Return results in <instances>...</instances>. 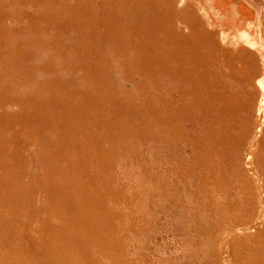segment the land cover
Segmentation results:
<instances>
[{"label": "rangeland", "instance_id": "1", "mask_svg": "<svg viewBox=\"0 0 264 264\" xmlns=\"http://www.w3.org/2000/svg\"><path fill=\"white\" fill-rule=\"evenodd\" d=\"M200 1L222 12L213 19L217 30H247L264 46V19L256 22L247 3ZM42 15L33 17L41 22L37 28L16 18L5 21L10 31L0 28V264H264L260 177L245 159L253 133L256 139L264 138V91L257 79L249 86L238 72L213 65L206 76L215 80L217 96L208 104L211 96L198 91L199 84L191 88L162 75L156 59L151 58L143 73L126 54L123 59L115 54L104 39L96 38L81 49L79 23L74 20L68 24V18H60L63 23L56 31L57 25H48ZM85 51L89 55L82 56ZM262 65L258 79L264 74ZM194 71L187 73L197 79L201 70ZM46 119L59 128L46 130L41 126ZM54 144L62 146L55 151L62 159L50 156L54 167L39 168V154ZM64 159L77 162L78 169L65 172ZM57 164L59 169L63 164V173ZM79 165L84 166L79 170ZM44 175L47 190L55 195L52 205L37 190L36 181L45 182ZM235 236L243 239L236 255Z\"/></svg>", "mask_w": 264, "mask_h": 264}, {"label": "bare ground", "instance_id": "2", "mask_svg": "<svg viewBox=\"0 0 264 264\" xmlns=\"http://www.w3.org/2000/svg\"><path fill=\"white\" fill-rule=\"evenodd\" d=\"M248 4L250 8H252L255 12V21L260 23L264 19V2L262 0H241ZM236 10V8L232 7ZM221 11L219 9H209L202 1L200 0H0V28L4 27L9 30L7 26H5V21L7 19H24L25 22H29V26L35 25L37 28L39 24L33 17L36 14H43V19L54 26L57 25L56 28H59L61 26L60 18L66 17L67 23L68 20L72 19L74 20V23H79V37L80 42L77 40L81 45V49H86L87 45H89L92 41H94L96 38H101L106 41V44L110 47V49L117 54L118 56H121L122 59L124 58L123 54H126L128 57L131 58V60H134L132 64L135 63L134 67L139 69L138 71H141L144 73V68L148 69L151 64L152 60L156 59L158 63V70L160 69V72L164 76H169L172 80H181L185 83H188L190 87L192 88V85L199 84L198 91L201 93L209 94L211 97L207 99V103L211 104L213 103L214 97L217 96V94L214 92L215 90V80H207L206 74H209L211 72V67L215 64H221L223 67H226L228 72H238L240 76L243 77V79L248 83L249 86H252L254 83V79H257V84L261 91H264V74L262 78L258 79L256 78L259 72L260 63H263L262 66H264V50L262 45L256 44L257 39L254 35H252L247 30H240L238 32H226L225 28H216V24L214 23V16H219ZM41 19V18H40ZM72 20L69 21V23L72 24ZM44 21V20H40ZM9 22V21H8ZM21 22V21H20ZM24 22V21H23ZM68 23V24H69ZM10 24V23H9ZM8 24V25H9ZM24 24V23H23ZM45 24V25H47ZM22 25V23H21ZM43 25V23H42ZM75 25V24H74ZM13 26V25H11ZM44 26V25H43ZM53 26V27H54ZM64 26V25H63ZM67 26V24H66ZM69 26V25H68ZM209 26H212V29L209 30ZM222 27V26H221ZM20 28V27H19ZM49 28V27H47ZM75 28V27H74ZM223 28V27H222ZM258 28V26H257ZM12 29V28H11ZM32 29V28H31ZM29 28V30H31ZM45 29V28H43ZM51 29V28H49ZM61 29V27H60ZM69 29V28H68ZM19 30V29H18ZM35 30V29H33ZM48 30V29H47ZM64 30V29H63ZM65 30H67L65 28ZM64 30V31H65ZM71 30V29H69ZM260 30V29H259ZM4 31V30H3ZM10 31V30H9ZM24 31V30H23ZM32 31V30H31ZM41 31V29H40ZM57 31V29H56ZM105 32L109 33V36H111V39L109 37H106L104 34ZM258 31V30H257ZM15 32V30H14ZM26 32V30H25ZM34 32V31H33ZM42 32V31H41ZM21 33V32H20ZM23 33V32H22ZM70 33V32H69ZM6 34V33H5ZM11 34V33H10ZM57 34V32H56ZM66 34V33H65ZM75 34V33H74ZM17 35V34H16ZM19 35V34H18ZM21 35V34H20ZM25 35V34H22ZM29 35V34H28ZM40 35V34H39ZM38 35V36H39ZM46 35V34H45ZM44 35V36H45ZM68 35V34H67ZM1 36V35H0ZM6 36V35H5ZM15 36V35H14ZM27 36V35H26ZM32 36V35H31ZM37 36V37H38ZM73 36V35H72ZM260 36V35H259ZM35 37V38H37ZM51 37V36H50ZM55 37V36H54ZM74 37V36H73ZM7 38V37H6ZM13 38V37H12ZM16 38V37H15ZM28 38V36H27ZM43 38V37H42ZM52 38V37H51ZM50 38V39H51ZM68 38V37H67ZM136 38L137 43L133 44L131 43V39ZM3 39V38H2ZM1 39V41H2ZM44 39V38H43ZM49 39V38H47ZM53 39V38H52ZM97 39V40H98ZM132 39V40H133ZM11 40V39H10ZM16 40V39H15ZM21 40V39H20ZM30 40V39H29ZM32 40V39H31ZM36 40V39H35ZM55 40V39H54ZM62 40V39H61ZM69 40V39H68ZM103 40V41H104ZM6 41V39H5ZM19 41V40H18ZM28 41V39H27ZM56 41V40H55ZM59 41V40H58ZM8 42V41H7ZM41 42V41H40ZM52 42V41H51ZM57 42V41H56ZM99 42V41H98ZM97 42V43H98ZM3 43V42H2ZM1 43V44H2ZM20 43V41L18 42ZM25 43V42H24ZM60 43V42H59ZM5 44V42H4ZM3 44V46H4ZM17 44V43H16ZM32 44L35 45L32 41ZM52 44H55L52 42ZM74 44H76L74 42ZM99 44V43H98ZM97 44V45H98ZM9 45V44H7ZM20 45V44H19ZM18 45V46H19ZM31 45V43H30ZM29 45V46H30ZM47 45V44H45ZM49 45V44H48ZM58 45V44H57ZM96 45V46H97ZM101 45V43H100ZM103 45V46H107ZM169 48L168 51H164V49H161V46H164ZM180 46L184 47V52H181ZM14 46V44H13ZM52 46V45H51ZM54 46V45H53ZM62 46V45H61ZM16 47V46H15ZM33 47V46H31ZM30 47V48H31ZM37 47V46H36ZM58 47V46H57ZM55 46V48H57ZM60 47V45H59ZM70 47V46H69ZM72 47V45H71ZM74 47V46H73ZM76 47V46H75ZM79 47V46H77ZM91 49V46H89ZM101 47V46H100ZM164 47V48H165ZM3 48V47H2ZM1 48V49H2ZM22 47H20L21 49ZM27 48V47H26ZM29 48V49H30ZM42 48V46L40 47ZM50 48V47H48ZM93 48V47H92ZM109 49L108 47H106ZM104 48V49H106ZM10 49V48H9ZM16 49V48H15ZM36 50L38 48H35ZM60 49V48H59ZM63 49V48H61ZM69 49V48H68ZM103 49V48H102ZM3 50V49H2ZM18 50V48H17ZM32 50V48H31ZM34 50V49H33ZM32 50V51H33ZM51 50V49H50ZM57 50V49H56ZM55 50V51H56ZM71 50V49H70ZM78 50V49H77ZM95 50V49H94ZM97 50V48H96ZM156 51V53H153V51ZM6 51V49H5ZM9 51V50H8ZM19 51H22L19 50ZM24 51V50H23ZM35 51V50H34ZM39 51V50H38ZM41 51V50H40ZM60 51V50H59ZM76 51V49H75ZM100 51H102L100 49ZM98 51V52H100ZM110 51V50H108ZM2 52V51H1ZM11 52V51H10ZM52 52V51H50ZM77 52V51H76ZM75 52V53H76ZM79 52V50H78ZM96 53V51H94ZM103 52V51H102ZM110 52V53H113ZM3 53V52H2ZM16 53V52H15ZM14 53V54H15ZM22 53V52H20ZM33 53V52H32ZM59 53V52H58ZM63 53V52H62ZM74 53V54H75ZM90 53V52H88ZM101 53V52H100ZM106 53V52H105ZM108 53V52H107ZM6 54V53H5ZM13 54V53H12ZM13 54V55H14ZM35 54V52H34ZM49 56L50 53H48ZM53 54V53H52ZM82 56L87 54V51L81 52ZM97 54V53H96ZM99 54V53H98ZM97 54V55H98ZM109 54V53H108ZM24 55V54H23ZM31 55V54H30ZM56 55V53L54 54ZM60 55V54H59ZM58 55V56H59ZM67 55V54H66ZM89 55V54H87ZM92 55V54H91ZM110 55V54H109ZM20 56V54H19ZM10 57V56H9ZM25 57V56H24ZM104 57V56H103ZM120 57V58H121ZM10 58H13L12 56ZM16 58V57H15ZM22 58V57H21ZM49 57H47L48 59ZM51 58V57H50ZM53 58V57H52ZM55 58V57H54ZM53 58V59H54ZM75 58V57H74ZM80 58V57H79ZM83 58V57H82ZM89 58V57H88ZM153 58V59H151ZM26 59V58H25ZM52 59V60H53ZM59 59V58H58ZM85 59V58H84ZM83 59V61H84ZM12 60V59H11ZM17 60V59H16ZM15 60V61H16ZM57 60V58H56ZM82 60V59H81ZM115 60V59H114ZM121 60V59H120ZM127 60V58H126ZM24 61V59H23ZM22 61V63H24ZM50 61V60H49ZM116 61V60H115ZM122 61V60H121ZM173 61H176L179 65L176 67H170L168 63H172ZM7 62V61H6ZM26 62V61H25ZM61 62V61H60ZM63 62V61H62ZM120 62V61H119ZM17 63V61H16ZM48 63V62H47ZM55 63V62H54ZM52 63V64H54ZM66 63V62H65ZM118 62H116L117 64ZM121 63V62H120ZM131 63V62H129ZM15 65V63H13ZM12 64V65H13ZM20 64V63H19ZM62 64V63H61ZM80 64V63H79ZM21 65V64H20ZM26 65V64H24ZM22 65V66H24ZM64 65V64H63ZM102 65V63H101ZM118 65V64H117ZM121 65V64H120ZM119 65V66H120ZM186 65L187 72L193 71L195 74V69L201 70V75H196L197 79L194 77V75L187 73L185 68L183 66ZM18 66V65H17ZM52 66V65H51ZM82 66V65H81ZM156 66V65H155ZM11 67V66H9ZM28 67V66H27ZM39 67V66H37ZM41 67V66H40ZM43 67V66H42ZM45 67V66H44ZM43 67V68H44ZM49 67V66H48ZM47 67V68H48ZM87 67V66H86ZM121 67V66H120ZM154 67V64H153ZM180 67L184 68V70H181ZM19 68V67H18ZM22 68V67H20ZM24 68V67H23ZM31 69V67H28V69ZM36 68V66H35ZM68 68V67H67ZM124 68L125 67H121ZM155 68V67H154ZM29 69V70H30ZM37 69V68H36ZM46 69V68H44ZM54 68L52 67V70ZM86 69V68H85ZM26 70V69H25ZM84 70V69H83ZM151 70V69H150ZM5 69L3 70V72ZM38 71V70H37ZM40 71V70H39ZM43 71V70H42ZM41 71V73H42ZM50 70H48L49 72ZM55 71V70H54ZM119 71V70H118ZM126 71V70H125ZM130 71V70H129ZM133 71V70H132ZM136 71V70H135ZM134 71V72H135ZM148 71V70H147ZM157 71V70H156ZM35 72V70H34ZM44 72V71H43ZM131 72V71H130ZM149 72V71H148ZM5 73V72H4ZM30 73V72H29ZM46 73V72H45ZM85 73V72H84ZM89 73V72H88ZM92 73V70H91ZM24 72L22 73V75ZM36 74V73H35ZM197 74V73H196ZM239 74H237L239 76ZM31 75V74H30ZM29 75V76H30ZM86 75V74H85ZM128 75V74H127ZM26 77V76H25ZM24 77V78H25ZM49 77V76H48ZM52 77V76H51ZM124 77V76H123ZM27 78V77H26ZM31 78V77H30ZM91 78V77H90ZM50 79V78H49ZM89 79V78H88ZM162 79V78H161ZM26 80V79H25ZM57 80V79H55ZM32 81V80H31ZM43 81V80H42ZM89 81V80H88ZM61 82V81H60ZM57 82V83H60ZM26 83V82H25ZM40 84L42 82H39ZM53 83V82H52ZM55 83V81H54ZM53 83V84H54ZM55 83V84H57ZM29 84V82H28ZM31 84V83H30ZM43 84V83H42ZM41 84V85H42ZM26 85V84H25ZM44 85V84H43ZM60 85V84H59ZM187 85V84H186ZM67 86V85H66ZM60 86H58L59 88ZM161 87V86H160ZM38 88V87H37ZM46 88V86H45ZM52 88V87H51ZM57 88V87H56ZM65 88V87H64ZM68 88V87H67ZM163 88V87H162ZM180 88V87H179ZM190 88V89H191ZM29 89V88H28ZM39 89V88H38ZM54 89V88H53ZM43 90V89H42ZM48 90V89H46ZM63 90V89H62ZM257 90V89H256ZM41 91V89L39 90ZM44 91V90H43ZM42 91V92H43ZM191 91V90H190ZM193 91V89H192ZM191 91V93H192ZM38 92V91H36ZM50 92V90L48 91ZM184 92V91H183ZM195 92V91H193ZM52 93V92H51ZM62 92H60L61 94ZM190 93V92H189ZM41 95V93H39ZM199 94V93H198ZM49 95V94H48ZM55 95V94H54ZM53 95V96H54ZM57 95V94H56ZM68 95V93H67ZM200 95V94H199ZM202 95V94H201ZM36 96V95H35ZM52 96V98H53ZM75 96V95H74ZM193 96V95H192ZM204 96V97H205ZM43 97V96H42ZM66 97V95L64 96ZM63 97V98H64ZM258 97V96H257ZM44 98V97H43ZM51 98V96L49 97ZM56 98V97H55ZM60 98V96H59ZM58 98V99H59ZM179 98V97H178ZM32 99V98H31ZM41 99V98H40ZM46 99V98H45ZM54 99V98H53ZM20 100V99H19ZM34 100V99H33ZM50 100V99H49ZM47 100L46 102L48 103ZM11 101V100H10ZM18 101V100H17ZM25 101V100H24ZM61 101V100H60ZM168 101V100H167ZM6 102V101H5ZM9 102V101H8ZM20 102V101H19ZM31 102V101H30ZM29 102V103H30ZM44 102V101H43ZM46 102H44L46 104ZM52 102V101H51ZM54 102V101H53ZM52 102V103H53ZM58 102V101H56ZM258 102V101H257ZM16 103V102H14ZM13 103V104H14ZM25 103V102H23ZM33 103V102H32ZM192 103V102H191ZM5 104V103H4ZM8 104V103H7ZM20 104V103H19ZM34 104V103H33ZM41 104V103H40ZM62 105L61 103H59ZM1 105V104H0ZM10 105V104H8ZM16 105V104H15ZM39 105V104H38ZM53 105V104H52ZM78 105V104H77ZM6 106V105H5ZM25 106V105H23ZM33 106V105H32ZM40 106V105H39ZM47 106V105H46ZM44 106V108L46 107ZM50 106V105H49ZM54 106V105H53ZM66 106V105H65ZM262 108L264 109V99L262 102ZM8 107V106H7ZM20 107V106H19ZM22 107V105H21ZM34 107V106H33ZM38 107V106H35ZM57 107V106H56ZM79 107V106H78ZM27 108V107H25ZM24 108V109H25ZM32 108V107H31ZM42 111V107H40ZM38 108V109H40ZM52 108V107H51ZM58 108V107H57ZM65 108V107H64ZM69 108V107H66ZM21 109V108H20ZM36 109V108H35ZM47 109V107L45 108ZM54 109V108H53ZM56 109V108H55ZM76 109V108H75ZM57 110V109H56ZM71 110V109H69ZM80 110V109H79ZM77 110V111H79ZM24 111V110H23ZM33 111V110H32ZM47 111V110H45ZM50 111V110H49ZM72 111V110H71ZM261 111V110H260ZM31 112V111H29ZM37 112V111H36ZM48 112V111H47ZM51 112V111H50ZM68 112V111H67ZM66 112V113H67ZM84 112L81 111V113ZM61 113V112H60ZM71 113V112H70ZM77 113V112H76ZM100 113V112H99ZM203 113V112H202ZM32 114H35L34 112ZM43 114V113H42ZM46 114V113H45ZM52 114V113H50ZM69 114V113H68ZM67 114V115H68ZM74 114V112L72 113ZM261 113H259L260 116ZM41 115V114H40ZM39 115V116H40ZM79 115V114H77ZM81 115V114H80ZM83 115V114H82ZM82 115L80 118H82ZM102 115V113L100 114ZM16 116L17 115H14ZM19 116V115H18ZM27 116V115H26ZM34 116V115H33ZM44 116V114H43ZM74 116V115H73ZM30 117V116H29ZM37 117V116H36ZM50 117V116H49ZM76 117V116H74ZM79 117V116H78ZM160 117V116H159ZM19 118V117H18ZM34 118V117H33ZM42 118V117H41ZM52 118V117H51ZM65 118V117H64ZM63 118V120H64ZM70 118V117H69ZM73 118V117H71ZM79 118V119H80ZM105 118V117H104ZM214 118V117H213ZM259 118V117H258ZM17 119V118H16ZM28 119V118H27ZM37 119V118H36ZM43 119V118H42ZM76 119V118H74ZM200 119V118H199ZM203 119V118H201ZM69 120V119H68ZM65 120V121H68ZM160 120V119H159ZM3 121V120H2ZM18 121V120H17ZM51 121V120H50ZM49 121V122H50ZM74 121V120H73ZM119 121V120H118ZM200 121V120H199ZM1 122V121H0ZM10 122V121H9ZM35 122V121H34ZM114 122V121H113ZM260 122V121H259ZM3 123V122H2ZM19 123V122H18ZM38 123V122H37ZM61 123V122H60ZM67 124V122H65ZM64 123V124H65ZM83 123V122H82ZM263 123V122H262ZM33 124V122H32ZM39 124V123H38ZM53 124V125H52ZM65 124V126H66ZM69 124V122H68ZM101 125V124H100ZM118 125V124H117ZM41 126L44 128H51V126H54V121L48 123L47 119L44 121H41ZM64 126V127H65ZM70 126V125H69ZM261 126V125H260ZM258 127L257 130L261 131L262 127ZM33 127V125H32ZM39 127V125H38ZM71 127V126H70ZM40 128V127H39ZM59 128V127H56ZM146 128V127H145ZM36 129V128H34ZM31 130V131H34ZM38 129V128H37ZM46 129V128H45ZM252 129V128H251ZM42 131V129L40 128ZM48 130V129H46ZM44 131V130H43ZM51 131V130H50ZM264 131V130H263ZM36 130L34 131L35 134ZM52 132V131H51ZM85 132V131H84ZM257 133V132H256ZM256 133L252 142L249 146V149L247 152V157L245 159H248L249 164H253L254 174H257L260 178L258 185V190L260 191V206L261 209L259 211V218H263L264 220V138L259 139L257 137L256 139ZM86 134V133H84ZM260 134V133H259ZM37 135V134H36ZM89 135V134H88ZM212 135V134H211ZM59 136V135H58ZM98 136V135H97ZM259 136V135H258ZM48 137V136H46ZM65 137V135H64ZM68 137V136H67ZM214 137V135H213ZM42 138V137H41ZM56 139V138H55ZM67 139V138H66ZM65 139V141H67ZM34 140V139H33ZM36 140V139H35ZM38 140V139H37ZM42 140V139H41ZM47 140V139H46ZM49 141V140H48ZM47 141V142H48ZM60 141V140H59ZM41 143V141H39ZM45 142V141H44ZM54 142V141H53ZM33 143V141H32ZM38 143V142H36ZM58 143V142H57ZM65 143V142H64ZM48 144V143H47ZM99 145V144H98ZM97 145V146H98ZM48 146V145H46ZM80 146V145H79ZM78 146V147H79ZM58 147H62L60 145L54 144L48 150L43 153L39 154V168L47 166H52L53 159L50 158V156H53L54 159L59 160L62 159L57 158V154L55 151L59 150ZM42 148V147H40ZM79 149V148H78ZM39 150V149H38ZM60 150H62L60 148ZM84 151V150H83ZM60 153V151H59ZM63 153V152H62ZM245 153V152H244ZM61 155V154H60ZM94 155V154H93ZM246 155V153H245ZM36 157V159L38 158ZM65 157V156H64ZM67 157V156H66ZM91 157V156H90ZM52 159V160H50ZM82 159V158H81ZM55 160V161H56ZM85 161V159H83ZM32 161V160H31ZM35 161V160H34ZM37 161V160H36ZM35 161V162H36ZM62 161V160H61ZM34 162V163H35ZM50 162L49 164H47ZM94 162V161H93ZM61 163V162H60ZM65 163V159L64 162ZM86 163V162H85ZM37 164V163H36ZM30 165V162H29ZM58 165V164H57ZM60 165V164H59ZM57 166V170H61L63 173V164L60 166ZM84 166V165H83ZM82 165H79L80 168L83 167ZM32 167V166H31ZM36 168V167H34ZM33 168V171L35 170ZM32 169V168H30ZM70 169H78L77 162H71V163H65V172L69 171ZM42 170V169H41ZM47 170V169H46ZM252 170V169H251ZM31 171V170H30ZM48 171V170H47ZM43 172V171H42ZM52 172V171H51ZM47 173V172H45ZM57 171H56V178L57 177ZM61 173V174H62ZM84 173V172H83ZM31 174V173H30ZM33 174V173H32ZM36 174V173H35ZM34 174V175H35ZM50 176L52 175L49 172ZM54 175V174H53ZM45 176V175H44ZM100 176V175H99ZM33 177V176H32ZM55 177V175H54ZM43 178V177H42ZM60 178V177H59ZM34 179V178H33ZM39 180V178H38ZM44 180V178H43ZM36 181V180H35ZM47 175L45 176V182H38L37 183V190L42 192V195H44L45 201H47V204L50 203V205L54 204L55 202L52 201V197H54V192L52 190H47ZM2 182V181H1ZM3 184V182H2ZM20 184V183H19ZM81 184V183H80ZM84 184V183H82ZM32 188V187H31ZM87 188V187H85ZM257 188V187H256ZM77 189V188H76ZM85 191V190H84ZM87 191V190H86ZM99 191V190H98ZM35 192V191H34ZM37 193V192H36ZM65 193V192H64ZM84 193V192H83ZM94 193V192H93ZM62 194V193H60ZM67 194V193H66ZM85 194V193H84ZM89 194V193H87ZM83 195V194H82ZM92 195V193H91ZM87 196V195H86ZM98 196V195H97ZM82 197V196H81ZM94 197V196H93ZM83 198V197H82ZM85 198V197H84ZM89 198V197H87ZM92 199V197L90 198ZM85 200V199H84ZM44 201V199H43ZM87 201V200H86ZM44 203V202H43ZM46 203V202H45ZM86 203V202H85ZM88 203V202H87ZM84 204V203H83ZM93 204V203H92ZM46 205V204H45ZM87 205V204H86ZM90 205V204H89ZM45 206H43L44 208ZM84 207V206H83ZM78 208V207H77ZM79 209V208H78ZM86 209V208H85ZM88 209V207H87ZM40 210V209H39ZM47 210V208H46ZM84 210V209H83ZM51 213V211L49 210ZM85 221V220H84ZM45 222V221H44ZM73 225V223H71ZM74 226V225H73ZM75 227V226H74ZM244 229V228H243ZM251 231V230H250ZM243 232V231H242ZM248 232V231H247ZM55 232L54 234H56ZM64 234V233H63ZM80 234V233H79ZM264 234V233H263ZM261 235V234H260ZM263 236V235H262ZM52 237V236H51ZM55 237V236H54ZM59 237V236H58ZM264 237V236H263ZM73 238V237H72ZM37 240V239H36ZM85 240V239H84ZM43 242V241H42ZM52 243V242H51ZM65 243V242H64ZM37 245V243H35ZM41 244V243H39ZM68 244V243H67ZM233 248L235 252V255L238 254L239 250L243 247V239L235 236L233 239ZM35 246V245H34ZM74 246V245H73ZM46 247V246H45ZM78 247V246H77ZM227 247V246H226ZM38 248V247H37ZM40 248V247H39ZM47 248V247H46ZM65 248V247H64ZM36 249V248H35ZM42 249V248H41ZM57 249V248H56ZM55 249V250H56ZM37 250V249H36ZM35 250V251H36ZM60 250V249H59ZM68 250V249H67ZM229 250V249H228ZM227 250V251H228ZM238 250V252H237ZM49 251V250H48ZM47 251V252H48ZM54 251V250H53ZM40 252V251H37ZM43 252V250H42ZM86 252V251H85ZM46 253V252H45ZM52 253V252H51ZM54 253V252H53ZM56 253V252H55ZM59 253V252H58ZM67 253V252H66ZM65 253V254H66ZM83 253V252H82ZM229 253V252H228ZM241 253V252H239ZM251 253V252H250ZM256 253L257 252H253ZM39 254V253H38ZM37 254V255H38ZM43 254V253H42ZM57 254V253H56ZM54 254V255H56ZM29 255V254H27ZM59 255V254H58ZM77 255V254H76ZM226 255V254H225ZM229 255V254H227ZM233 256L234 253H232ZM246 255V254H245ZM32 256V255H31ZM46 256V254H45ZM239 256V255H238ZM243 256V255H242ZM34 257V255H33ZM47 257V256H46ZM50 258V256H48ZM47 257V258H48ZM60 257V256H59ZM254 257V254H253ZM256 257V256H255ZM254 257V258H255ZM39 259L38 257H36ZM75 258V257H74ZM225 258V257H224ZM228 258V256H227ZM229 258H231V255H229ZM228 258V259H229ZM238 258V257H237ZM243 258H245L243 256ZM33 259V258H32ZM234 259V258H233ZM44 260V259H43ZM82 260V259H81ZM84 260V259H83ZM225 260V259H224ZM61 261V259L59 260ZM66 261V260H65ZM228 261V260H226ZM230 261V260H229ZM38 262V261H37ZM242 262V261H241ZM229 263V262H228ZM227 263V264H228ZM44 264V263H43ZM79 264V263H78ZM83 264V263H82ZM230 264V263H229Z\"/></svg>", "mask_w": 264, "mask_h": 264}]
</instances>
